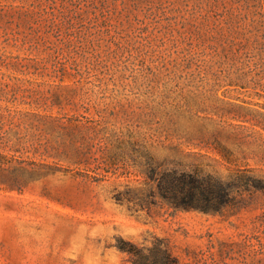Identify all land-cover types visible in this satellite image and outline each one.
I'll use <instances>...</instances> for the list:
<instances>
[{"label":"rangeland","instance_id":"1","mask_svg":"<svg viewBox=\"0 0 264 264\" xmlns=\"http://www.w3.org/2000/svg\"><path fill=\"white\" fill-rule=\"evenodd\" d=\"M166 170L233 201L175 209ZM167 254L264 264V0H0V264Z\"/></svg>","mask_w":264,"mask_h":264},{"label":"trees","instance_id":"2","mask_svg":"<svg viewBox=\"0 0 264 264\" xmlns=\"http://www.w3.org/2000/svg\"><path fill=\"white\" fill-rule=\"evenodd\" d=\"M149 179L156 184V193L171 207L213 214L221 213L232 203L237 185L211 174L178 170L153 171ZM170 258L167 254V264H175Z\"/></svg>","mask_w":264,"mask_h":264}]
</instances>
